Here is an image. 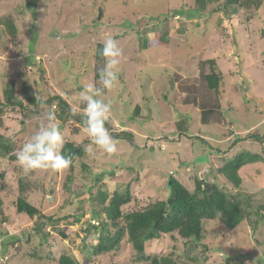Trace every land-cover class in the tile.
Segmentation results:
<instances>
[{
  "label": "rangeland",
  "instance_id": "obj_1",
  "mask_svg": "<svg viewBox=\"0 0 264 264\" xmlns=\"http://www.w3.org/2000/svg\"><path fill=\"white\" fill-rule=\"evenodd\" d=\"M223 2L212 0L202 15L189 17L172 10L191 7L193 0H36L34 6L32 0H0V100L6 82L13 80L22 103L0 106V134L11 140V151L0 156V264H57L64 250L75 264L129 260L132 252L124 244L116 252L93 254L98 230L83 239L90 203H106L114 189L130 182L135 201L124 211L141 207L165 198L170 173L189 189L196 175L219 181V174L211 175L200 164L207 149L227 148L238 134L264 131V0L256 10L234 12L217 9ZM6 19L14 24V34L3 23ZM159 27L168 44L151 47L149 34L152 38ZM108 38L123 53L115 87L100 97L111 104L105 127L115 134L117 151L108 154L93 146V154L85 152L68 169L25 171L9 155L46 122L48 110L56 113L63 141L84 148L90 143L85 126L76 120L86 106L79 94L88 83L100 85L92 72L100 71L105 59L95 58V50ZM208 58L222 73L217 92L203 78ZM25 84L37 103L27 100ZM185 117L183 134L175 122ZM242 148L264 157V142L249 139L238 141L227 154ZM224 154L212 151L214 168ZM240 175L242 182L233 192L248 197L258 213L232 230L209 221L200 244L185 248L182 240L167 236L148 249L198 256L196 264H225L228 255H240L235 263L264 264V210L259 207L264 203V160L246 165ZM20 182L40 211L32 217L16 211ZM42 214L73 217L35 228Z\"/></svg>",
  "mask_w": 264,
  "mask_h": 264
},
{
  "label": "trees",
  "instance_id": "obj_2",
  "mask_svg": "<svg viewBox=\"0 0 264 264\" xmlns=\"http://www.w3.org/2000/svg\"><path fill=\"white\" fill-rule=\"evenodd\" d=\"M212 0H193L194 5L191 7L176 8L172 13L177 15H186L194 17L202 15L205 7ZM36 0H32L34 6ZM262 0H224L220 9L228 8L234 12L237 8H250L256 10L261 6ZM171 12V11H170ZM155 19V18H154ZM153 20V19H152ZM6 24L8 31L11 34L15 33L14 24L11 19L3 21ZM168 44L167 33L163 29H156L154 36L149 41V46H161ZM102 46L99 45L95 50V58L99 59L103 56L100 54ZM206 62L209 64V70L204 72L203 78L206 81L207 87L217 92L222 80V73L216 65L213 58H208ZM93 78L99 77V71L92 72ZM14 82L8 80L4 88V101L0 100V106L4 104L21 105L14 94ZM98 87H101L99 85ZM30 85H24L23 91L26 92V98L29 102L37 103L34 96L29 95ZM28 92V93H27ZM105 90L103 91V93ZM103 95V94H102ZM62 107L67 106V103L60 97H57ZM40 101V100H39ZM83 106V103L80 104ZM136 111H139V105H136ZM71 112L76 111L69 107ZM2 107H0V112ZM76 120L83 123V115H77ZM187 118L175 122L176 130L185 134L187 131ZM204 122V121H203ZM111 135L115 138V134ZM191 136V135H190ZM193 138L203 140V137L192 135ZM246 139L264 142V131L261 133H249L246 136L236 135L232 141V146L227 148L210 146L207 153L200 158V164L206 165L214 176L219 174V181L198 178L194 179L193 189H189L185 184L179 181L173 173H170L167 178L166 186L168 191L165 198H158L141 207H135L124 211V208L135 201L132 195V185L127 182L124 186L116 188L112 191L111 196L107 198L106 203L98 201L90 203L89 220L84 230L83 239L91 235L95 230L99 232V238L94 244L93 254H106L116 252L124 244L131 250L130 259L127 261L113 262L112 264H196L198 256H182L170 252H154L148 249L149 243L169 236L174 241L182 240L185 248L193 244H200L207 231L206 224L212 220H218L225 229L232 230L239 225L243 220L249 218L250 214L258 213L257 209H253L248 197H241L240 193L233 192L238 189L242 182L240 171L246 165L262 162L264 157L257 151L249 148H242L232 154L227 152L238 142ZM205 140H203L204 142ZM208 142V141H207ZM209 143V142H208ZM207 145V143H203ZM210 145V144H209ZM84 146L82 143H74L71 140H66L63 143L62 152L66 156H71L73 163L84 156ZM225 153L219 159L218 166L213 167L210 155L213 150ZM11 151V140L0 134V156H5ZM226 151V152H225ZM16 159L15 153L9 155ZM72 163V164H73ZM195 164V163H194ZM209 174V173H208ZM0 176L2 174L0 173ZM72 176L69 175L68 179ZM99 174H95V179L98 180ZM121 180L125 177L120 175ZM6 185L3 184L2 187ZM20 194L15 200V207L18 213H25L29 217L39 213V209L30 203L25 196V187L20 182ZM104 192V191H103ZM107 192V191H105ZM106 194V193H105ZM91 201V200H90ZM134 203V202H133ZM264 210V203L259 206ZM257 210V211H256ZM82 214V213H81ZM262 216V215H261ZM70 214L41 215L39 224L46 222L65 221L71 218ZM62 236H66L61 232ZM187 252V251H186ZM240 255H228L225 258V264H242L233 262L234 258ZM264 262L263 257L261 258ZM76 260L69 254L68 250H64L57 259V264H75Z\"/></svg>",
  "mask_w": 264,
  "mask_h": 264
},
{
  "label": "clouds",
  "instance_id": "obj_3",
  "mask_svg": "<svg viewBox=\"0 0 264 264\" xmlns=\"http://www.w3.org/2000/svg\"><path fill=\"white\" fill-rule=\"evenodd\" d=\"M151 36L150 33V39ZM100 54L105 59V65L99 71L97 82L101 87H97L96 83H88L83 86L79 94L80 100L86 105L83 110V123L84 131L90 138V143L84 151L93 154V146H95L96 149L112 154L117 151L118 141L105 127V122L110 115L111 104L100 97L105 89L110 90L115 87L123 53L117 41L108 38L103 41ZM44 119L46 122L42 121L31 137L15 151L16 163L25 171L39 169L56 172L68 169L73 159L62 152L64 141L55 111L48 110Z\"/></svg>",
  "mask_w": 264,
  "mask_h": 264
}]
</instances>
